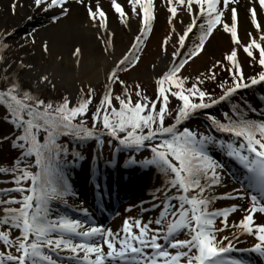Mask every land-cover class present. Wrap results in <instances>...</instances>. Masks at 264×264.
Segmentation results:
<instances>
[{"label": "snow or ice", "instance_id": "snow-or-ice-1", "mask_svg": "<svg viewBox=\"0 0 264 264\" xmlns=\"http://www.w3.org/2000/svg\"><path fill=\"white\" fill-rule=\"evenodd\" d=\"M75 2L84 8L87 25L98 29L96 38L103 45L102 52L108 53L114 48V33L107 28V13L98 4L93 6L86 0ZM162 2L171 14L169 23L175 18L184 24L183 32L177 33L173 47L179 44L181 49L187 47L188 51L179 59L178 51L172 53L170 66L156 80L155 99L143 95L140 85L136 84L137 100L133 103L129 86L118 76L120 71L131 68L138 60L135 53L139 51L155 19L153 0H127L130 11L125 10L117 0H111V7L120 22L127 27L129 17L134 16L138 18L139 28L128 52L106 73L105 91L91 114V127L87 126L85 117L93 98L94 90L90 86L86 93L83 87L79 90L81 95L75 104L68 95L54 104L22 90L14 77L5 75V80L11 79L12 82L6 90H0V103L6 106L9 122L19 132L12 145L21 150V158L12 167H0V175H9V182L14 185L10 189H0V195L15 191L20 196L19 199L10 195L7 200L0 199V227L3 228L0 230V245L3 246L0 264H251V261L230 255L237 251L234 241L244 234L254 237V241L250 248L238 251L255 253L264 260V223H254L253 216L255 213L264 214V119L248 117V111L255 113V108L232 104V115L224 113L223 122L206 113L211 127L230 135L232 139H219L212 134L177 127L197 110L208 109L223 101L231 103L237 90L264 82V22H258L257 19L258 15L264 14V0H249L251 24L257 29L259 39L249 32V40L243 45L238 39L236 0ZM255 3L259 4V8L255 7ZM181 6L191 18L188 23H184L183 16L177 15ZM18 7H23L19 0H10L7 11L15 16ZM29 7L38 12L50 13L52 24L67 17L70 11L68 0H29ZM226 12L230 23L222 19ZM25 18L29 21L33 19L31 15ZM217 25L230 34L235 47L225 54L223 61L214 60L206 73L198 75L195 82L186 87L190 77L179 73L189 60L202 51ZM193 29L197 30L196 33H193ZM14 32L15 29H0V49L9 48L7 40ZM172 32H175L174 27ZM190 33L196 35L197 40L188 46L186 38H189ZM26 36L32 37L31 42L35 43L33 33H27ZM170 37L171 33L164 38L163 44ZM40 47L44 54H49L47 40L42 41ZM240 48L260 65L261 71L256 76H244L237 58ZM255 51L259 52L258 60ZM71 55L74 59L70 71L83 72V50L78 43L73 44ZM55 59L63 61L59 55ZM19 63L21 67H33L31 64L25 65L23 61ZM217 67L227 71L231 79L230 82H221V94L214 98L212 93L199 85L204 82L201 77L214 80L216 73L213 70ZM4 71L7 73V67ZM117 82L121 92L114 99L119 108L112 105V86ZM37 83L55 88L49 74L39 75ZM169 96L181 103L173 116L175 122L165 126V117L172 115L168 108ZM261 115L264 116V113ZM41 132L44 133L43 142L38 138ZM104 135L110 138V145L118 141V150L148 148L152 153L151 159L139 163L141 166H155L166 177L165 185L155 190L157 193L163 192V198L153 194L150 208L142 209H158V213L143 223L139 218L130 222L131 218L124 217L121 227L115 232L95 224L90 217L80 220L53 213L51 206L52 201H64L66 196L72 194L61 163H67L64 158L68 149L58 143L59 138L69 136L80 142L94 139L98 145H102ZM211 147L218 148L245 170L246 184L237 181L240 188H233L230 192L216 191L217 187L224 184L226 174L224 164L210 154ZM32 157L34 159L30 160ZM73 157V163L84 159L75 152ZM126 163L135 164L137 161L129 159ZM33 168L36 171H32ZM172 188L176 189V195L170 196L167 193ZM245 196L249 202L247 207L242 208L238 204L213 207L218 199L243 200ZM157 200L159 203L155 202ZM14 204L19 207L9 206ZM238 208L245 214L229 225V214ZM79 211L88 217L87 209L80 208ZM218 217L224 218L220 227L215 226ZM226 228H232L233 231L218 235ZM13 230L17 231L15 236L11 235ZM181 230H185L189 238L176 239ZM102 246H106V251ZM9 249H14V252Z\"/></svg>", "mask_w": 264, "mask_h": 264}, {"label": "rangeland", "instance_id": "rangeland-1", "mask_svg": "<svg viewBox=\"0 0 264 264\" xmlns=\"http://www.w3.org/2000/svg\"><path fill=\"white\" fill-rule=\"evenodd\" d=\"M160 13H164V18L161 21V23L158 25L157 28H151L147 36L144 38L143 42L141 43L140 49L138 52L135 53V55L138 56V60L135 64L132 65L131 68H128L125 71H120L118 73L119 80H122L125 82L126 85L129 86V91L132 93L131 99L132 102L135 103L137 100V97L135 96V85L139 84L140 85V90L143 95H147L150 99H155L156 98V80L158 76L162 74H154V75H149L148 70L152 71L150 68L152 66H155L157 61H159L160 58L164 57H169L171 60L173 59L172 53L174 51H178V56L177 59L180 58V56L183 55L184 52L188 51V48L185 47L183 49L180 48L179 44H176V47H173V42L176 40L177 33H179L176 29V19L173 18L172 23L170 24L168 21V17L171 15L166 11V4L165 3H159L158 6L154 9V14L159 15ZM183 13H186L184 11V8L181 6L178 8V13L177 15H181ZM264 17V14H263ZM189 17V21H190ZM222 19L225 22H229L228 18L226 16H223ZM251 21V20H250ZM252 26V36L254 38L259 39L257 35V29L251 24ZM175 28V32H172V28ZM35 30V31H34ZM37 27H32L31 29H28L27 31L23 32V36L32 40V37L26 36L27 33H33L34 36L36 37L37 35ZM238 30V39L240 41V44H246L249 40V37L245 38L239 29ZM196 29H193V33H196ZM171 33V37L167 41L166 44H163L164 38L166 36H169ZM193 33L189 34V38H186V45L190 46L192 41L197 40V36L194 35ZM17 37L16 35H11L7 43L9 44V48L7 50L0 49L1 54L3 55V62L0 64V90H6L8 85L12 82L11 79L5 80V75H9L10 77H14L16 81L19 83L21 86L22 90H27L30 91L31 93L38 95L41 99H44L45 101H52L54 104L60 99L68 95L71 99L72 102L75 104L76 101L80 98V89L83 87L85 89V93L87 92V87L90 86L94 91H93V98L91 100V103L89 104V111L85 114L86 117V124L88 122L89 125L88 127L92 126V121H91V114L96 110V107L99 105L100 99L104 94L105 91V85H106V78L105 79H100L96 83H77L76 84V91L74 95H70V92H68L64 86L53 82L55 84V88L53 89L51 85H46L43 88L35 89L30 83L29 80L26 79L24 75H21L19 71L14 67V62L17 59V54L14 50L16 42H17ZM163 44V47H162ZM235 47L233 44L230 34L226 33L223 31V28L221 25H217L214 29L213 32L209 35L208 39L205 42V45L203 46L202 51L195 57H193L191 60H189L184 67L181 69V72L179 75L182 76H187L190 77V79L186 83V87H189L192 82H195V78L200 75L201 73H206V70L211 68L214 60H221L223 61L225 54L232 48ZM254 55L257 57V60L259 58V52L255 51ZM237 58L239 60L242 72L245 77L249 76H256L260 71L261 67L257 62L252 61L250 57L247 56L246 53L243 52L242 48L238 49L237 52ZM172 62V61H171ZM225 64H227L226 61H224ZM171 63L167 66V68L170 66ZM7 67V73L4 71V68ZM167 70V69H165ZM216 73L215 79H204V77H201V79L204 80L202 85H199L201 88L206 89L208 92L212 93L213 97H218L221 94V88L220 84L221 82L224 81H229L230 82V76L227 71L224 69H221L220 67H217L216 69L213 70ZM139 75H134L135 73ZM141 72H146L147 75L144 73L141 74ZM113 101L112 105L113 107L119 108L118 102L114 99L116 95H119L121 92V86L119 82L113 84ZM167 87V85H165ZM261 88L262 86L257 84V85H252L249 88H241L237 90L235 94H233L231 98V103H234L236 105H239L241 107H244L247 105L249 108L250 105L253 107L254 103L257 101L256 98H253V95L255 92L261 93ZM262 95V94H261ZM262 97H264L262 95ZM254 101V102H253ZM228 101H223L218 103L215 106H212L208 109H201L197 110L195 114H193L189 119L186 121H183L180 125H177L179 128L187 127L190 130H193L197 133H203L207 134L209 127H211V122L207 119L206 113L212 114L216 119L221 120L222 122L224 121V113H228L229 115H232L231 108H228ZM181 102L176 99L175 97L169 96V104L168 108L171 110L172 115L166 116L164 120L165 126L173 124L175 121L173 119V116L175 115V111L177 109V106ZM247 103V104H246ZM230 104V103H229ZM224 105V106H223ZM159 107V104H157V108ZM250 109V108H249ZM248 117L250 119L252 118L251 111L249 110L247 113ZM9 114L7 111V108L5 105L0 103V167H12L14 162L19 160L21 150L18 147H13L12 141L15 140V137L19 135L18 130L9 122ZM258 120V118H256ZM79 120V117L77 118ZM260 120V119H259ZM97 127H100L99 124H97ZM147 131V129H145ZM7 137V139H4ZM66 136H61L58 140V143L64 145L67 147L68 152L74 151L79 153V149L81 154L85 159V162L80 161L81 168H80V178L84 179L85 173L88 172V169L90 168V163L92 160L94 162L102 161L104 163H110L114 161V166L115 168H121L123 167L122 164L125 165L127 161V153L125 151H119L116 153L117 158L116 160H112V153L113 151V146L115 143L118 141H113L112 144L110 145L108 143V140L110 139L107 135H104L102 137L103 139V144L101 145L100 151L99 149H96V143L94 139L91 140H85L84 144L81 147L78 148H73V144L70 143V141L65 142L64 138ZM41 142H43L44 139V133L41 132L39 134V137ZM154 143H159V141H155ZM134 154V153H133ZM126 155V156H125ZM103 156V157H101ZM152 153L150 150L143 149L139 150L138 154L135 155V161H143L145 159H151ZM70 158L69 155H67L64 159ZM34 159V157L29 158ZM74 159V158H73ZM68 161V160H66ZM71 161V160H70ZM78 161V160H76ZM64 163V162H63ZM95 164V168H96ZM97 169V168H96ZM114 169V168H113ZM32 171H36L35 168L31 169ZM225 171V170H224ZM79 176V174H77ZM76 175V177H77ZM144 180V185H143V190L145 191V194L147 197H149L147 200L151 199L152 195L155 194L157 197H160L161 199L163 198V192L157 193L155 192L156 189L162 188L165 185V180L166 177L160 173V171L155 167V166H149L148 170L142 172L141 175ZM227 180V182H231L228 178H224ZM78 180V179H77ZM10 181V176L9 175H0V189L4 188H13L14 185L9 182ZM30 183L25 182V184ZM231 184H233L231 182ZM222 186L217 187L216 190L221 189ZM176 191H173L172 189H169L168 195H176ZM13 196L19 199L20 194L18 192H10L8 195H0V199L7 200L8 197ZM58 202V200H55ZM65 201L71 202L68 196L64 198ZM159 203V200L155 201ZM54 201H52V211L53 213H58V209L55 208L53 205ZM153 203L152 199L147 203L146 209H149L150 204ZM10 207H19L18 204L14 205H9ZM153 213L156 215L158 213V209L156 210H151ZM144 215L146 218H152L155 215H149L148 212L145 211ZM242 213H233L229 214V217L227 218V223L229 225L237 222L240 218H242ZM148 216V217H147ZM219 218V217H218ZM216 219L215 221V226L220 227L221 226V220ZM0 230H3L2 227H0ZM232 228H226L223 233H220V235L228 234L229 232H232ZM17 234L16 230H13L11 235L15 236ZM219 235V234H218ZM187 235L186 233L181 230L179 234L176 236V239H186ZM189 238V237H188ZM249 238V237H248ZM248 238H243L242 235L239 236L238 241H234V246L236 249L239 246H244V244H248L247 240ZM248 247V246H247ZM3 250V246L1 245L0 250ZM10 251L14 252V249H9Z\"/></svg>", "mask_w": 264, "mask_h": 264}, {"label": "bare ground", "instance_id": "bare-ground-1", "mask_svg": "<svg viewBox=\"0 0 264 264\" xmlns=\"http://www.w3.org/2000/svg\"><path fill=\"white\" fill-rule=\"evenodd\" d=\"M88 2L92 3L93 6L98 4L107 13V28L114 33V48L108 53L102 52L103 45L99 43L95 35L98 29L87 25L84 8L76 4L75 0H68L70 11L67 17L62 18L56 24L51 23L50 13L38 12L35 8L29 7V0H19V3L22 4L23 7H18L15 16L7 11L10 0H0V29H15L13 34L18 38L14 48L17 54L14 67L21 75H24L26 79L29 80V83L35 89L40 90L45 86L38 85V76L41 74H49L52 82L64 86L72 96L75 94L77 83H96L100 79H105L106 73L115 66V62L130 49L134 36L138 32V18L130 16L128 19V26L126 27L117 18V14H115L111 7V0H86V3ZM117 2L120 3L125 10L130 11L127 0H117ZM153 2L156 8L159 3H162V0H153ZM234 6L238 10V29L241 34L247 38V34L252 31L251 18L248 12L249 0H236ZM255 7L259 8V4L255 3ZM26 15H31L33 19L31 21L27 20L25 18ZM181 16L184 17V23L189 22L187 13H183ZM224 16L228 18V13L226 12ZM163 18L164 13L155 15L152 28H157ZM257 19L258 22H264L263 14L258 15ZM32 27L38 28L35 43H32V40L23 36V32ZM183 27L184 24L177 20L176 29L181 34L183 32ZM44 40L49 42V54L47 55L41 51L40 47ZM76 43H78L83 50V72L70 71L73 67L72 62L74 59L71 55L72 46ZM58 55L63 57L62 62H58L55 59ZM20 61H23L25 65L31 64L33 67L31 69L21 67ZM171 61L169 57L160 58L156 65L150 68L152 71L148 70V74L154 75L165 71ZM2 62L3 55L0 52V64H2ZM142 73L147 75L146 72H141V74ZM139 74L138 72V74L135 73L134 75ZM97 167L105 171L106 176L110 177L112 185L116 184L117 179L115 176H118L119 169L113 171L112 162L108 164L98 161ZM138 169L139 166L137 165L134 166L131 164L129 167L125 166L122 174H120V178L117 177L121 181H124L125 185L121 184L119 187L123 193H131L133 197L140 198V200L148 199L149 197H147L143 190L144 180L141 178L142 174H140L141 172L139 173ZM76 179H78L77 184L83 182V180L80 179V174ZM117 183H119V181ZM233 188L234 187L224 179L222 188L216 191L218 193L224 191L230 192ZM83 193L86 195L87 190L85 189ZM88 195L90 196V191ZM232 204L236 203L228 199H218L215 201L213 207L224 208ZM121 223L122 220L117 221L116 226L120 227ZM243 238L248 237L244 234ZM249 239L251 240V238L247 240ZM238 248L241 249L243 246H239Z\"/></svg>", "mask_w": 264, "mask_h": 264}, {"label": "trees", "instance_id": "trees-1", "mask_svg": "<svg viewBox=\"0 0 264 264\" xmlns=\"http://www.w3.org/2000/svg\"><path fill=\"white\" fill-rule=\"evenodd\" d=\"M90 122L87 123V126L89 125Z\"/></svg>", "mask_w": 264, "mask_h": 264}]
</instances>
